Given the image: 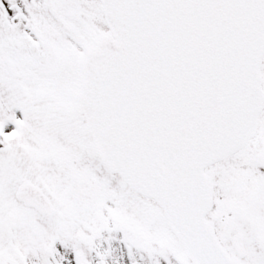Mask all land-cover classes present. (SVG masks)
<instances>
[{
	"label": "snow or ice",
	"instance_id": "obj_1",
	"mask_svg": "<svg viewBox=\"0 0 264 264\" xmlns=\"http://www.w3.org/2000/svg\"><path fill=\"white\" fill-rule=\"evenodd\" d=\"M0 264H264V0H0Z\"/></svg>",
	"mask_w": 264,
	"mask_h": 264
}]
</instances>
